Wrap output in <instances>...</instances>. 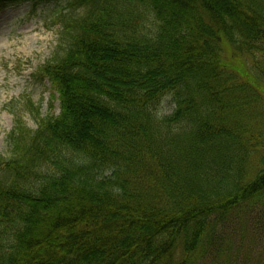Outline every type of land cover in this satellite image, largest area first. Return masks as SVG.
I'll return each mask as SVG.
<instances>
[{
	"label": "trees",
	"instance_id": "16d2710c",
	"mask_svg": "<svg viewBox=\"0 0 264 264\" xmlns=\"http://www.w3.org/2000/svg\"><path fill=\"white\" fill-rule=\"evenodd\" d=\"M28 1L57 2L0 8ZM66 11L40 68L59 113L29 103L0 158V264H229L216 224L264 216V0Z\"/></svg>",
	"mask_w": 264,
	"mask_h": 264
},
{
	"label": "rangeland",
	"instance_id": "374dc122",
	"mask_svg": "<svg viewBox=\"0 0 264 264\" xmlns=\"http://www.w3.org/2000/svg\"><path fill=\"white\" fill-rule=\"evenodd\" d=\"M66 4L67 0L56 2V6L65 7ZM53 9L41 5L33 11L28 4L0 8V158L11 156L13 147L9 139L15 119H19V127L24 124L28 130L36 129L28 101L43 116L58 113V103H54V110L51 109L49 83L37 79L39 68L59 43V30L50 21ZM173 110L171 99L166 97L158 108V117L168 116ZM100 173L101 178L111 175L110 171ZM216 236L219 241L222 239L231 245L229 264H264L261 207L243 220L231 219L216 224Z\"/></svg>",
	"mask_w": 264,
	"mask_h": 264
}]
</instances>
